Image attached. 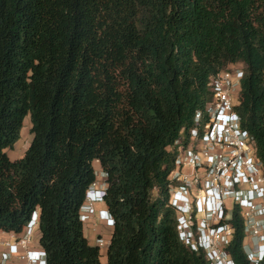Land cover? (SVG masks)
<instances>
[{"label": "trees", "instance_id": "1", "mask_svg": "<svg viewBox=\"0 0 264 264\" xmlns=\"http://www.w3.org/2000/svg\"><path fill=\"white\" fill-rule=\"evenodd\" d=\"M237 63V112L264 165V0H0V232L22 234L39 210L47 264H210L179 236L169 147ZM28 116L33 141L12 161ZM95 162L114 219L105 263L81 217ZM230 216L226 250L250 264Z\"/></svg>", "mask_w": 264, "mask_h": 264}, {"label": "built area", "instance_id": "2", "mask_svg": "<svg viewBox=\"0 0 264 264\" xmlns=\"http://www.w3.org/2000/svg\"><path fill=\"white\" fill-rule=\"evenodd\" d=\"M243 78V67L234 64L212 76L210 98L195 112L193 125L182 129L174 146L169 147V151L176 148L178 152L167 181L169 206L177 213L179 236L189 241V236H201L207 228L217 226L215 236H219L223 250L210 253V264L223 260L234 264L226 250L234 234L229 223L234 209L239 210L246 236L257 235L253 227L261 229L264 224V165L258 158L255 138L243 128L237 112ZM232 117L234 120H226ZM216 194L220 199H215ZM91 213V207L82 209L83 222L90 221ZM34 216L37 220L33 217L22 234H10L13 242L3 243L6 250L0 251V264L17 249L18 259L28 264L26 250L32 251L39 243V212ZM105 225L114 226V220ZM104 244L99 238L98 246ZM244 248L250 264H263L256 248Z\"/></svg>", "mask_w": 264, "mask_h": 264}, {"label": "rangeland", "instance_id": "3", "mask_svg": "<svg viewBox=\"0 0 264 264\" xmlns=\"http://www.w3.org/2000/svg\"><path fill=\"white\" fill-rule=\"evenodd\" d=\"M234 65L239 66L240 64L237 63ZM31 129H32L31 118H30V116H28L24 121V126H23V129L21 131V139L15 144L13 149H7L6 150L7 155L9 156V158L12 161H17V160L22 159L25 156L28 149L30 148L31 143H32L33 138H34V135L32 134ZM94 166H95V169L97 172V179H96L95 184L102 183L104 181V179H103L104 178V174H103L104 171H103L99 162H95ZM153 197L154 198L158 197V192L156 190L153 193ZM95 209H96V215L98 216L99 211H100V207L95 206ZM84 222H85V225H84L85 236L87 237V239L89 240V242L92 245H98V239L99 238L104 239V241H105V244L103 245L104 247H102V248L100 247V248H101V261L105 263L107 261V251H108L109 242L111 239V234L113 232V226H108L105 224L102 225L101 223L96 224L94 222L93 218H91L90 221H84ZM253 228L255 229L254 232L257 235L251 234L249 236H246V238L244 240V246L247 248H250V249L256 248L257 245H259L261 243V239H259V237H260L259 235H262V233H264V231L260 228H256V227H253ZM39 231L40 230H38V233H39ZM3 233L4 232H0V238H2V239H0V251L6 250V247L3 245V243L5 241L11 240V236H9L7 238L5 235H3ZM4 237H6V238H4ZM37 238L40 240V235ZM190 238H191V240H189V241L184 240V241L187 244L192 245V244L197 243L199 240V236H190ZM217 246L219 247L218 249L220 251L223 250V245H220L217 242ZM37 247H39V246L36 245L34 248H37ZM192 248L195 249V247H193V246H192Z\"/></svg>", "mask_w": 264, "mask_h": 264}, {"label": "clouds", "instance_id": "4", "mask_svg": "<svg viewBox=\"0 0 264 264\" xmlns=\"http://www.w3.org/2000/svg\"><path fill=\"white\" fill-rule=\"evenodd\" d=\"M239 114V113H238ZM238 117V115H236ZM234 120V117L232 118H226V120ZM104 174V181L102 183L99 184H93L88 193H87V198L86 201L82 207L86 208V206L91 207L93 209V213L90 214V218H93V216L96 214V209L95 206H99L100 207V211H99V215L98 218L103 220V223L105 224L107 221H111L114 220L112 215L110 214L107 206H106V193H107V175L105 177V172ZM215 199H220V196L218 194H216ZM218 205L215 204V207H217ZM81 209V211H82ZM37 212H40L39 210H37L34 214H36ZM32 216V218L34 217L37 220V216ZM40 216V213H39ZM31 218V219H32ZM85 225V223H84ZM261 229L264 231V224L261 226ZM217 232V226L214 227V229L212 230L211 228H207L202 234L201 236H199V240L197 243H195V245L198 248H202L206 253L207 256L209 258L210 253H212L213 251L219 252L220 250L218 249L219 247L217 246V242L220 244L219 242V236H215ZM221 232V230H220ZM190 237V236H189ZM181 240L184 241L183 236H180ZM259 239H261V243L259 245H257L256 249L258 250V256H262L263 257V264H264V233H262V236L259 237ZM221 245V244H220ZM36 245H34L35 247ZM37 246H39V244H37ZM32 248V251L28 252L26 250V257L28 260V264H47V258L45 253L43 252V250L40 247L37 248ZM11 256L6 259L5 261H3L1 264H23L21 259H18L17 254H18V249L13 252L10 251ZM233 260V259H232ZM221 264H227V260H223L221 262ZM235 264V262H234Z\"/></svg>", "mask_w": 264, "mask_h": 264}, {"label": "crops", "instance_id": "5", "mask_svg": "<svg viewBox=\"0 0 264 264\" xmlns=\"http://www.w3.org/2000/svg\"><path fill=\"white\" fill-rule=\"evenodd\" d=\"M93 219H94V222L97 224V223H101L102 225H104V223H103V220H101V219H99L98 218V216L95 214L94 216H93ZM104 228V227H103ZM111 233V232H110ZM10 234L11 233H3V235H5L7 238L10 236ZM112 235V234H111ZM6 237H4V238H6ZM0 239H2V238H0ZM109 244H110V242H109Z\"/></svg>", "mask_w": 264, "mask_h": 264}, {"label": "bare ground", "instance_id": "6", "mask_svg": "<svg viewBox=\"0 0 264 264\" xmlns=\"http://www.w3.org/2000/svg\"><path fill=\"white\" fill-rule=\"evenodd\" d=\"M242 66V65H241ZM243 67V66H242Z\"/></svg>", "mask_w": 264, "mask_h": 264}]
</instances>
